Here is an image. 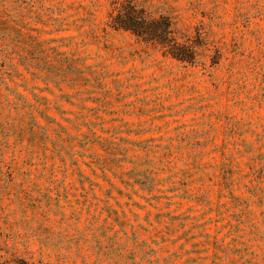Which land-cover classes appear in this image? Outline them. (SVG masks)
<instances>
[{
    "label": "rangeland",
    "instance_id": "obj_1",
    "mask_svg": "<svg viewBox=\"0 0 264 264\" xmlns=\"http://www.w3.org/2000/svg\"><path fill=\"white\" fill-rule=\"evenodd\" d=\"M0 0V264H264V0Z\"/></svg>",
    "mask_w": 264,
    "mask_h": 264
},
{
    "label": "trees",
    "instance_id": "obj_2",
    "mask_svg": "<svg viewBox=\"0 0 264 264\" xmlns=\"http://www.w3.org/2000/svg\"><path fill=\"white\" fill-rule=\"evenodd\" d=\"M106 27L132 34L161 52L163 57L184 64L194 63L196 48L189 34L177 32L168 15L156 18L137 0H113Z\"/></svg>",
    "mask_w": 264,
    "mask_h": 264
}]
</instances>
